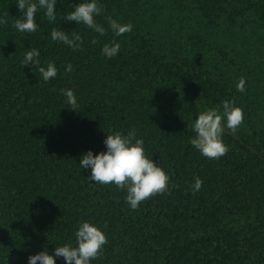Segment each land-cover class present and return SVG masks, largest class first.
Returning a JSON list of instances; mask_svg holds the SVG:
<instances>
[{
	"label": "trees",
	"instance_id": "obj_1",
	"mask_svg": "<svg viewBox=\"0 0 264 264\" xmlns=\"http://www.w3.org/2000/svg\"><path fill=\"white\" fill-rule=\"evenodd\" d=\"M81 2L57 0L54 21L42 10L37 31L21 33L17 0H0V264L76 246L85 221L108 239L91 264H264V0H98L103 36L64 20ZM107 17L132 31L115 36ZM53 28L78 32L82 47L52 40ZM112 42L121 47L108 58ZM34 48L40 66H57L47 82L21 64ZM61 89L74 90L76 110ZM224 100L244 121L225 127L229 151L209 159L190 143L193 124ZM133 128L171 178L136 210L79 164L107 151V134Z\"/></svg>",
	"mask_w": 264,
	"mask_h": 264
},
{
	"label": "clouds",
	"instance_id": "obj_2",
	"mask_svg": "<svg viewBox=\"0 0 264 264\" xmlns=\"http://www.w3.org/2000/svg\"><path fill=\"white\" fill-rule=\"evenodd\" d=\"M57 0H17V7L23 12L21 18L15 20L13 27L19 32L34 33L37 31L36 16L42 11L49 21L56 19ZM102 13V5L98 0H82L75 9L69 12L64 20L76 21L94 32L103 36L105 27L97 23L95 17ZM108 26L115 36L119 37L126 32H131V23L121 24L117 20L107 17ZM8 23L7 14L0 17V24ZM51 38L79 50L83 45L82 36L73 31L53 28ZM98 41L92 40L93 44ZM120 44L112 42L105 44L102 53L108 58L114 57L120 50ZM40 50H29L22 65H33L45 82L57 75L58 69L55 62H48L47 67L40 66ZM66 71H72V65H66ZM237 91H245V79L240 78ZM66 96L67 103L76 110L77 98L72 89H61ZM244 121V111L241 106H236L234 100H224L221 108L213 107L202 111L193 124L196 135L190 140L191 145L209 159H219L229 151L228 145L223 140L225 127L235 133ZM107 151L94 154L91 150L85 153L80 161L82 169H91L90 181L99 184H114L118 189L126 190V202L133 210L152 197L169 192L170 176L167 171L151 158L144 147V140L137 138L136 129L127 135L120 131L107 134L104 141ZM203 181L197 177L193 185V193L200 190ZM175 187V185H173ZM106 227V225H105ZM76 246L71 242L56 247L54 254H49L47 249L29 257V264H56V257H63L66 264H91V261L100 257L104 245L108 242L106 233L97 225L85 221L75 232Z\"/></svg>",
	"mask_w": 264,
	"mask_h": 264
}]
</instances>
